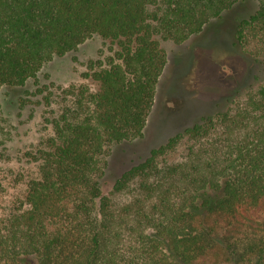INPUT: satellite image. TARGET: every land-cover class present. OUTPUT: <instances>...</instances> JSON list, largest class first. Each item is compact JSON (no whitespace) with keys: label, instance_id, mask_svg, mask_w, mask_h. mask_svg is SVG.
<instances>
[{"label":"trees","instance_id":"obj_1","mask_svg":"<svg viewBox=\"0 0 264 264\" xmlns=\"http://www.w3.org/2000/svg\"><path fill=\"white\" fill-rule=\"evenodd\" d=\"M238 1L0 0V88L95 35L107 45L84 73L95 88L60 91L37 175L1 221L0 264H264V84L101 188L111 146L143 134L167 61L160 41L184 42ZM257 1L235 38L263 57Z\"/></svg>","mask_w":264,"mask_h":264},{"label":"rangeland","instance_id":"obj_2","mask_svg":"<svg viewBox=\"0 0 264 264\" xmlns=\"http://www.w3.org/2000/svg\"><path fill=\"white\" fill-rule=\"evenodd\" d=\"M257 6V0L238 1L184 42L160 41L167 61L147 124L141 137L111 146L102 193H108L122 172L143 161L167 136L264 84V56L250 53L252 41L242 45L235 38L239 21ZM106 49L95 35L77 49L53 57L24 85L0 88V224L23 199L28 180L37 175L34 156L51 134L49 119L58 109L61 89L81 83L95 88L84 73L89 60ZM181 151L179 146L168 158L177 159Z\"/></svg>","mask_w":264,"mask_h":264}]
</instances>
